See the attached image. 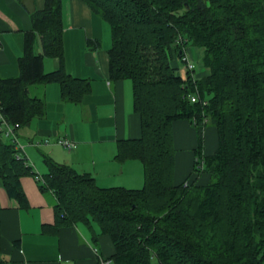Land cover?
<instances>
[{
	"label": "trees",
	"instance_id": "obj_1",
	"mask_svg": "<svg viewBox=\"0 0 264 264\" xmlns=\"http://www.w3.org/2000/svg\"><path fill=\"white\" fill-rule=\"evenodd\" d=\"M83 1L110 26V78L132 83L141 135L126 140L120 156L141 162L143 185L100 187L49 161L40 187L57 196L56 226L83 224L94 242L108 234L111 264H264L263 0ZM30 17L19 74L0 76L1 112L17 130L44 112L29 85L58 82L75 102L86 89L62 66L42 69L43 56L62 59L61 0H45ZM188 45L202 49L209 74H179L175 59ZM196 91L201 101L191 102ZM180 118L194 125L199 144L204 126L217 129L215 152L195 166L209 175L205 184L173 183L172 122ZM15 152L0 132V178L23 200L19 178L34 171Z\"/></svg>",
	"mask_w": 264,
	"mask_h": 264
},
{
	"label": "crops",
	"instance_id": "obj_2",
	"mask_svg": "<svg viewBox=\"0 0 264 264\" xmlns=\"http://www.w3.org/2000/svg\"><path fill=\"white\" fill-rule=\"evenodd\" d=\"M44 2L34 0V10L42 9ZM262 4L264 8V0ZM30 13L21 0H0L1 77L19 74L25 32L32 27ZM61 24L62 59L43 56L42 69L50 72L62 66L68 75L82 80L86 89L81 100L75 102L62 97L58 82L29 85V94L44 101V112L17 130L28 166L42 176L48 170L47 163L53 161L89 175L100 187L140 188L141 162L120 156L126 140L141 135V118L134 110L131 80L110 78V26L83 0H61ZM88 40L98 45L91 48ZM34 50L41 52L39 39L35 40ZM185 53L194 63L195 78L209 74L200 61L202 49L189 46ZM175 63L183 75L181 61ZM64 139L72 140L74 146L67 150L60 142ZM217 145L215 126H204L199 144L196 128L188 119L174 120L173 183L205 184L209 175L195 170L196 160L213 154ZM19 186L23 200L10 195L0 178L3 264H99L101 258H110L114 253L108 234H98L94 242L92 231L83 224L56 226L57 196L50 189H42L34 174L20 176Z\"/></svg>",
	"mask_w": 264,
	"mask_h": 264
},
{
	"label": "built area",
	"instance_id": "obj_3",
	"mask_svg": "<svg viewBox=\"0 0 264 264\" xmlns=\"http://www.w3.org/2000/svg\"><path fill=\"white\" fill-rule=\"evenodd\" d=\"M180 61L182 63V68L184 69L185 72L194 71L195 68L194 63L187 56L186 53L183 54ZM187 97L191 100V102L201 101L197 91L195 93L188 94ZM205 102H206L205 100H202V104H205ZM17 128H18L17 124L10 123L3 115V113L1 112V105H0V132L2 134V137L8 139L11 143H13L14 149L16 150L15 157L17 159H24L26 165H28L29 163H28V159L26 158L23 145L19 141ZM60 142L67 150L71 149L74 146V142L72 140L64 139L61 140ZM196 163H198V165L197 164L196 165L199 169L203 168L202 160L200 162L196 160ZM34 178L38 182H41L43 177L40 176L38 173L34 172ZM111 263L112 261L110 258H101L99 264H111Z\"/></svg>",
	"mask_w": 264,
	"mask_h": 264
},
{
	"label": "water",
	"instance_id": "obj_4",
	"mask_svg": "<svg viewBox=\"0 0 264 264\" xmlns=\"http://www.w3.org/2000/svg\"><path fill=\"white\" fill-rule=\"evenodd\" d=\"M28 11L32 12L34 10V0H21Z\"/></svg>",
	"mask_w": 264,
	"mask_h": 264
},
{
	"label": "rangeland",
	"instance_id": "obj_5",
	"mask_svg": "<svg viewBox=\"0 0 264 264\" xmlns=\"http://www.w3.org/2000/svg\"><path fill=\"white\" fill-rule=\"evenodd\" d=\"M187 47H189V45H188ZM175 61H178V62H179V59L176 58ZM181 64H182V63H181ZM179 66H180V65H179ZM19 136H20V135H19ZM21 142H22V141H21Z\"/></svg>",
	"mask_w": 264,
	"mask_h": 264
}]
</instances>
